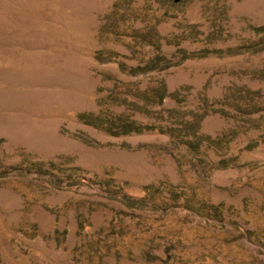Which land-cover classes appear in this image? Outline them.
<instances>
[{
  "label": "rangeland",
  "instance_id": "rangeland-1",
  "mask_svg": "<svg viewBox=\"0 0 264 264\" xmlns=\"http://www.w3.org/2000/svg\"><path fill=\"white\" fill-rule=\"evenodd\" d=\"M0 264H264V0H0Z\"/></svg>",
  "mask_w": 264,
  "mask_h": 264
}]
</instances>
